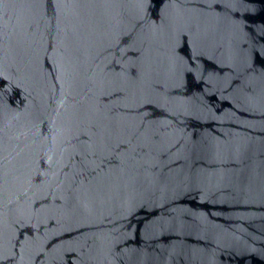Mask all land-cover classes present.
<instances>
[{
    "label": "water",
    "instance_id": "water-1",
    "mask_svg": "<svg viewBox=\"0 0 264 264\" xmlns=\"http://www.w3.org/2000/svg\"><path fill=\"white\" fill-rule=\"evenodd\" d=\"M0 264H264V0H0Z\"/></svg>",
    "mask_w": 264,
    "mask_h": 264
}]
</instances>
